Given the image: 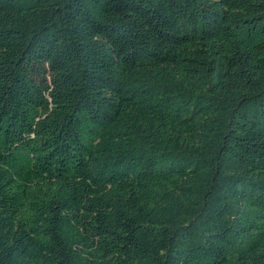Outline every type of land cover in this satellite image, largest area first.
Returning a JSON list of instances; mask_svg holds the SVG:
<instances>
[{
  "label": "trees",
  "instance_id": "trees-1",
  "mask_svg": "<svg viewBox=\"0 0 264 264\" xmlns=\"http://www.w3.org/2000/svg\"><path fill=\"white\" fill-rule=\"evenodd\" d=\"M0 264H264V0H0Z\"/></svg>",
  "mask_w": 264,
  "mask_h": 264
}]
</instances>
